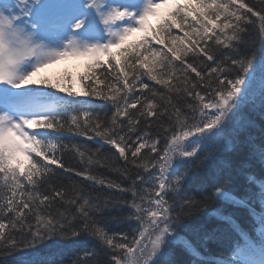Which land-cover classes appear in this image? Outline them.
Here are the masks:
<instances>
[{"label":"snow or ice","instance_id":"1","mask_svg":"<svg viewBox=\"0 0 264 264\" xmlns=\"http://www.w3.org/2000/svg\"><path fill=\"white\" fill-rule=\"evenodd\" d=\"M136 32L145 35L130 43ZM69 57L91 61L83 91L34 79ZM80 96L104 101L109 112ZM257 110L264 118V0H0V257L177 264L173 250L181 249L192 257L187 264H264V175L247 171L253 164L264 171V135L259 142L251 135L249 112ZM65 133L99 138L122 164L64 143ZM65 151L83 167L67 163ZM228 153L245 155L242 196L228 187ZM217 161L211 189L190 192ZM99 167L122 180L94 174ZM62 174L119 195H93ZM216 202L244 209L248 226ZM114 213L135 226L112 231L104 218ZM200 216L234 234L228 254L210 247L218 228L193 225ZM84 238L94 243L67 261L43 253Z\"/></svg>","mask_w":264,"mask_h":264},{"label":"trees","instance_id":"2","mask_svg":"<svg viewBox=\"0 0 264 264\" xmlns=\"http://www.w3.org/2000/svg\"><path fill=\"white\" fill-rule=\"evenodd\" d=\"M246 2L253 3L255 0H246ZM160 20L154 21L151 23L153 26L158 25ZM145 34L140 33L136 34V36L130 37L129 42H137L139 41ZM114 52L117 49L113 50ZM91 61H86V64L82 65L81 68H78L76 65H72L71 68L67 67H60L54 70H46L42 72L36 80H41L44 78L50 79L53 83L59 82L62 86H71L74 88L76 92H81L84 90V86L81 84V76L88 73L87 65ZM96 75L100 76L103 72V69H95ZM71 76V81H69L68 76ZM99 87H103L100 85ZM49 91L55 92L57 95L66 96V93L59 92L56 89H48ZM71 99V97H69ZM79 100H90L92 104L95 106L97 111H101L104 113L109 112L110 105H107L104 101L90 96H80L78 97ZM250 117L254 120L255 126L251 129V135L259 142V139L262 135H264V118L261 117L259 110L255 112H249ZM63 141L69 145H80L83 148H87L89 150L95 151L99 150L101 153L109 155L112 157L113 161L115 162V168H119L122 164V161H119L118 157L115 155V150L111 148V146L103 143L99 138L95 139H87L80 136H74L72 134L65 133L63 136ZM163 144V141H161ZM64 159L67 163L71 164L76 168H82L83 164L81 163L79 157L72 151H65ZM222 159L229 161L233 167V178L229 183L228 187L234 191L237 195H244L245 189L247 187L244 176L240 172V167L245 160V155L235 154V153H228ZM220 162L217 161L216 164L201 173V175L189 186L190 192L199 195L203 190L208 189L210 190L213 183H214V176L216 175V169L220 167ZM247 171L256 172L258 175H264V171L261 170L259 164H253L252 167L248 168ZM94 174L98 176H103L106 179H111L116 182H120L122 177L119 175L117 171L113 168H94ZM65 183H75L79 186H82L86 191H91L93 195H101V196H108V195H119L118 193H112L107 189H102L99 187H94L91 185L90 181H87L79 176H75L72 174H62ZM213 208H221L223 207L226 212L233 213L235 217L239 220L241 224L247 227L248 215L244 209L233 208L230 205H224L220 202H216L212 205ZM115 213L113 216L108 217L106 216L104 220L106 221L108 227L112 231H130L131 227H134V222L122 221L119 219L114 218ZM194 226H198L200 224H207L210 231L214 229H219L215 231V238L210 247L214 249L216 252H220L223 254H228L230 251L233 242L235 240V236L233 233L225 229L219 222L213 217H195L192 221ZM189 238L193 241V243L198 247L201 248L203 255L210 256L213 253H209L203 250L201 247V241L195 231H190L187 233ZM94 242L84 238L83 241L79 244H58L53 245L50 247H46L43 249V253L45 255H50L54 260H69L73 254L79 250L80 247L91 246ZM175 255L174 259L177 264H187L192 257L189 256L186 252L181 249H174L173 250ZM21 254H17L12 257H0V264H13V261L18 260Z\"/></svg>","mask_w":264,"mask_h":264},{"label":"rangeland","instance_id":"3","mask_svg":"<svg viewBox=\"0 0 264 264\" xmlns=\"http://www.w3.org/2000/svg\"><path fill=\"white\" fill-rule=\"evenodd\" d=\"M160 20L159 17H151L150 18V23H153L154 21H158ZM141 32H136L134 33L132 36L130 37H133V36H136V34H140ZM129 37V38H130ZM114 50V49H113ZM90 59L89 58H86V57H69L68 59H65V60H61L59 62H57L56 64H52V65H49L48 67L42 69L40 71V73H38L34 79H37V77L44 71L46 70H56L57 68H60V67H67V68H71L72 65H76L78 66V68H81L82 65L86 64V61H89Z\"/></svg>","mask_w":264,"mask_h":264}]
</instances>
